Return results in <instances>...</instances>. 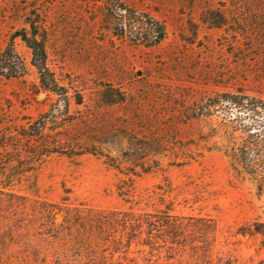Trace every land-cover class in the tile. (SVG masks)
Returning a JSON list of instances; mask_svg holds the SVG:
<instances>
[{
    "label": "rangeland",
    "instance_id": "rangeland-1",
    "mask_svg": "<svg viewBox=\"0 0 264 264\" xmlns=\"http://www.w3.org/2000/svg\"><path fill=\"white\" fill-rule=\"evenodd\" d=\"M122 7L158 20L164 37L122 30ZM23 35L42 44L45 68ZM238 90L264 100V0H0V188L194 217L172 234L178 243L151 249L141 233L113 264H264V233H252L264 227V194L203 146L188 117L202 99ZM90 147L147 154L161 167L133 177L125 201L124 175ZM1 234L0 264H54L48 237Z\"/></svg>",
    "mask_w": 264,
    "mask_h": 264
},
{
    "label": "trees",
    "instance_id": "trees-1",
    "mask_svg": "<svg viewBox=\"0 0 264 264\" xmlns=\"http://www.w3.org/2000/svg\"><path fill=\"white\" fill-rule=\"evenodd\" d=\"M121 10L118 20L122 30L125 26L129 31L144 26L146 34L149 31L155 33L153 43L164 37L163 25L158 20L149 18L143 21L140 17H131L127 8L122 7ZM23 40L30 42L26 35H23ZM29 46L33 49V56L39 58L41 68H45L42 44L38 42L37 46ZM188 117L200 125L199 139L205 142L203 146L207 150L222 151L233 176L250 181L258 195L264 194V100L241 90L217 93L202 99L201 105L194 108ZM160 145V142L156 143V146ZM112 150L114 155L98 153L93 147L85 148L88 153L104 154L107 163L124 175L116 183L117 193L125 201L131 202L133 177L160 168V160L148 158L147 154L132 159L119 148ZM186 162L188 159L173 160L171 164ZM12 177L3 175L9 182L13 180ZM6 188H9L8 184L0 188V235L6 232L11 239L14 235H29L32 231L48 237L54 245V264H113L114 255L125 258L123 256L129 246L141 233L145 235L142 243L151 249L159 243L158 240L162 242L161 245L157 244L158 247L178 243L175 241L176 235L172 234L177 230L182 232L184 219H194L172 215L169 207L152 213H137L133 207L128 210L85 209L84 206H73L65 199L60 202L30 199ZM17 200L18 204L14 203ZM253 232L263 234L264 227ZM28 258L25 256L23 260L29 261ZM41 260H46V256Z\"/></svg>",
    "mask_w": 264,
    "mask_h": 264
}]
</instances>
